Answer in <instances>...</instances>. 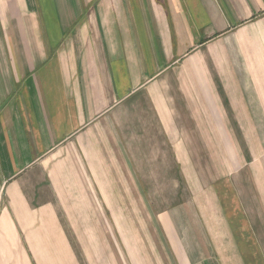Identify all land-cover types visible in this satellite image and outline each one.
I'll return each mask as SVG.
<instances>
[{"label": "crops", "instance_id": "1", "mask_svg": "<svg viewBox=\"0 0 264 264\" xmlns=\"http://www.w3.org/2000/svg\"><path fill=\"white\" fill-rule=\"evenodd\" d=\"M263 132L264 0H0V264H90L141 179L194 201L144 264H264Z\"/></svg>", "mask_w": 264, "mask_h": 264}, {"label": "rangeland", "instance_id": "2", "mask_svg": "<svg viewBox=\"0 0 264 264\" xmlns=\"http://www.w3.org/2000/svg\"><path fill=\"white\" fill-rule=\"evenodd\" d=\"M258 134L260 147L258 158L264 167V132ZM247 149L237 148L242 162L240 164H234L235 167H231L228 171L222 169V164L213 163V175L215 174L219 177L224 171L228 172L229 180L227 183H230L229 185L234 187L236 192H240L242 188L251 184L247 164L244 162L253 160V155L249 149L247 152ZM173 172L175 174H171V176L177 175L178 177V173L175 170ZM152 175L158 176L156 172ZM139 181L142 183L141 185L145 192L144 196H123L121 211H101L100 218L103 221V227L100 231L98 228L89 229L90 239H87L83 247L85 249L87 248L90 253V264H144L147 253L153 251L151 240H155L156 237L159 240L163 236L160 222V217L163 215V212L171 213V219L176 222L177 216L181 214V205L192 204L194 202L193 195L191 196V192L184 182L176 184L175 180L170 179L169 186L164 191L167 194H156L161 193L158 191H162L164 187L160 181L156 179H150L148 181L141 179ZM217 183H220V181ZM177 191H180V194H177ZM66 229L71 241L73 240L81 264H88L76 243L74 233L71 229ZM101 230L104 234L102 237V241L104 240L102 245L99 241L93 240V236L96 239L97 234L101 235ZM76 231L82 233L85 231V228H76ZM84 235L87 238L86 232ZM103 245L105 246V255H103L104 259L101 261Z\"/></svg>", "mask_w": 264, "mask_h": 264}, {"label": "built area", "instance_id": "3", "mask_svg": "<svg viewBox=\"0 0 264 264\" xmlns=\"http://www.w3.org/2000/svg\"><path fill=\"white\" fill-rule=\"evenodd\" d=\"M1 194H2V193H1V191H0V199H1Z\"/></svg>", "mask_w": 264, "mask_h": 264}]
</instances>
